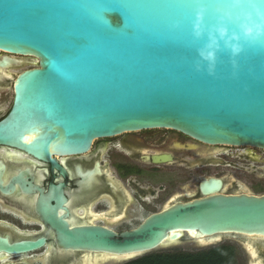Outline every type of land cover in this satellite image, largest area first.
I'll return each instance as SVG.
<instances>
[{"label":"water","instance_id":"1","mask_svg":"<svg viewBox=\"0 0 264 264\" xmlns=\"http://www.w3.org/2000/svg\"><path fill=\"white\" fill-rule=\"evenodd\" d=\"M253 2L264 13V0H241L235 8L231 0H0V51L25 57L0 55V67L32 64L13 78L0 144L55 162L54 155L85 152L99 137L167 127L209 144L264 149V37L232 57L213 32L219 47L212 74L198 54L218 15L229 11L225 23L238 32L237 17ZM237 186L226 192L220 178L202 181L203 197L119 235L62 225L55 230L59 246L124 260L183 236L204 245L264 236V193Z\"/></svg>","mask_w":264,"mask_h":264},{"label":"flooded vegetation","instance_id":"2","mask_svg":"<svg viewBox=\"0 0 264 264\" xmlns=\"http://www.w3.org/2000/svg\"><path fill=\"white\" fill-rule=\"evenodd\" d=\"M23 65L32 67L27 61L0 67L5 76L0 79V111L7 90L14 92L10 74ZM230 147L167 127L99 137L85 152L54 155L55 162L0 144V264H124L146 254L120 260L103 252L63 248L55 230L97 226L119 235L151 214L203 197L202 181L220 178L225 188L227 177L210 174L213 167L228 166ZM257 237L222 242L231 250L222 256V264H264V236ZM39 241L34 248L19 249Z\"/></svg>","mask_w":264,"mask_h":264},{"label":"rangeland","instance_id":"3","mask_svg":"<svg viewBox=\"0 0 264 264\" xmlns=\"http://www.w3.org/2000/svg\"><path fill=\"white\" fill-rule=\"evenodd\" d=\"M7 54L0 51V55ZM9 56H14L16 58H22L20 55L8 54ZM29 67V65H23L16 69L11 79L15 75L23 70L24 68ZM12 89V87H10ZM11 89H8L5 95L7 96L6 105L0 111V116L5 114L9 109L13 92ZM2 92H0V99H2ZM231 154L226 157L228 166L227 167H213L210 175L213 176H223L228 178L227 185L224 190L226 192H238L241 188H238L237 184L242 183L246 186V191L253 194H263L264 193V149H259L250 146H233L230 147ZM225 241H232L233 239L226 240L223 238L215 244H199L197 241L190 239L188 236H183L180 240L164 244L157 247L156 249L150 252H159V251H196L200 249H206L210 246L221 244ZM141 255V254H140ZM137 256V255H136Z\"/></svg>","mask_w":264,"mask_h":264},{"label":"clouds","instance_id":"4","mask_svg":"<svg viewBox=\"0 0 264 264\" xmlns=\"http://www.w3.org/2000/svg\"><path fill=\"white\" fill-rule=\"evenodd\" d=\"M241 0H231V5L233 8L238 7ZM206 9L201 5L196 11V22L194 24V33L199 36L202 29V18L205 15ZM253 13L258 19H253ZM229 11H225L223 15L217 16V23L212 26L209 31V42L201 49L198 50V54L203 61L207 62V71L212 74L215 60H216V49L219 47L217 43L216 35L224 41L225 47L229 50L232 57L238 56L244 47L245 43L252 44L258 41L261 37H264V13L252 3V11H243L237 18L239 19V31H231L225 23V17L230 16ZM235 63V60H233ZM199 70V65L196 66Z\"/></svg>","mask_w":264,"mask_h":264},{"label":"trees","instance_id":"5","mask_svg":"<svg viewBox=\"0 0 264 264\" xmlns=\"http://www.w3.org/2000/svg\"><path fill=\"white\" fill-rule=\"evenodd\" d=\"M231 250L218 244L198 251L148 252L124 264H222V256ZM197 256L199 258H190Z\"/></svg>","mask_w":264,"mask_h":264},{"label":"bare ground","instance_id":"6","mask_svg":"<svg viewBox=\"0 0 264 264\" xmlns=\"http://www.w3.org/2000/svg\"><path fill=\"white\" fill-rule=\"evenodd\" d=\"M8 55V54H7ZM5 71V70H4ZM10 76H11V74H10ZM189 235H193V233H189ZM220 237H219V235L218 236H215V237H209V238H204V237H201L200 239H201V241H204V242H207L208 241V239H213V240H216V239H219ZM255 238H259V237H257V236H253V235H246L245 236V239H251V240H254ZM263 238V237H262ZM249 246L252 248V244H250L249 243ZM249 247V248H250ZM253 250V249H252ZM251 251V250H250ZM254 252V251H253ZM85 254V253H84ZM255 254V253H254ZM96 257V256H95Z\"/></svg>","mask_w":264,"mask_h":264}]
</instances>
